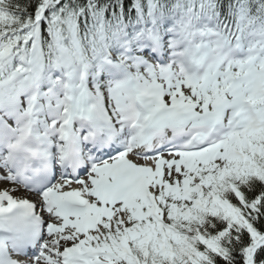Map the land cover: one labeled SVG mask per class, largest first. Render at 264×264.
Returning <instances> with one entry per match:
<instances>
[{
    "label": "snow or ice",
    "instance_id": "snow-or-ice-1",
    "mask_svg": "<svg viewBox=\"0 0 264 264\" xmlns=\"http://www.w3.org/2000/svg\"><path fill=\"white\" fill-rule=\"evenodd\" d=\"M0 264H264V0H0Z\"/></svg>",
    "mask_w": 264,
    "mask_h": 264
}]
</instances>
